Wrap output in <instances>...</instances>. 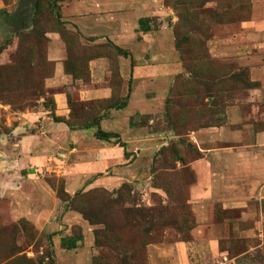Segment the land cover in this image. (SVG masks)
Returning <instances> with one entry per match:
<instances>
[{
	"label": "rangeland",
	"instance_id": "obj_1",
	"mask_svg": "<svg viewBox=\"0 0 264 264\" xmlns=\"http://www.w3.org/2000/svg\"><path fill=\"white\" fill-rule=\"evenodd\" d=\"M251 1L0 0V152L19 125L41 132V122L22 119L24 111L56 109L54 93L61 87L47 85L55 75L53 34L61 38L65 70L74 81L89 83L90 63L103 59L106 70L97 71L98 79L113 89L110 98L83 101L71 82L70 114L63 118L81 126L101 119L102 129L118 132L129 152L126 157L114 140L103 142L95 135L51 150L48 164L32 173L54 190L57 225L13 217L10 201L0 196V264H185L176 246L197 238L208 243L192 246L191 252L203 256H191L190 264H264V143L259 142L264 103L249 101L252 88L229 79L246 69L243 60L210 52L220 46L219 38L240 32V22L251 15ZM106 15L126 19L123 36L89 33L81 23ZM142 17L150 18L151 31L140 30ZM152 65L165 67L160 78H134L136 67ZM226 74L231 75L220 80ZM133 93L135 107H112L128 95L129 105ZM142 98L152 104L131 115ZM232 106L236 120L230 124ZM211 126L231 132L222 141L202 144L196 133ZM205 146L220 149L208 155ZM94 152L98 157L105 152L112 165L100 176L74 181L73 166ZM232 152L249 160L250 168L230 173L221 162L226 183L219 184L209 204L197 205L193 163L225 160ZM58 189L68 198L63 200ZM64 236H80L78 247L63 248ZM155 246L168 255L154 252Z\"/></svg>",
	"mask_w": 264,
	"mask_h": 264
},
{
	"label": "crops",
	"instance_id": "obj_2",
	"mask_svg": "<svg viewBox=\"0 0 264 264\" xmlns=\"http://www.w3.org/2000/svg\"><path fill=\"white\" fill-rule=\"evenodd\" d=\"M101 18V20L87 18V24L86 19H83L81 23L84 24V29L88 30L89 33L94 32L96 34L103 32L109 35L123 36V33L126 32L127 24L123 16L106 15ZM240 28V32L235 33L232 37L219 38L218 42L221 43L220 46L215 49L211 48L210 52L213 56L235 57L243 60V66L249 71V78L251 81L258 83V87L249 90V101L264 103V0L251 1V15L240 22ZM53 39L54 42L50 50V57L56 62L55 75L47 81V85L50 87H61V90L54 93L56 115L69 117L70 108L68 105V97L71 92V82L77 86L75 90L78 92L79 98L83 101H90L95 98H110L113 92L112 87L102 84L100 82L101 78L98 79L100 74L98 75L97 73V71L102 72L106 70L104 60H95L90 63L92 75L89 83H85L82 78L74 81L73 76L65 70V58H63L61 53L63 44L61 38L57 34H53ZM153 66L155 65L136 67L133 73L134 78H160L161 71L165 67L158 66L157 68L155 66L156 72H154L155 67ZM134 93L127 107L133 103L135 107L136 98L134 97ZM139 101V108L136 110L133 108L134 111L131 115L136 112L144 113V108L152 104V101L147 98L139 99ZM228 111L231 113L228 114L229 122L233 124L236 120L234 117V106L230 107ZM23 116L22 119L24 121L27 118L33 124L36 121L41 122L42 127L39 129L41 132L36 134L29 133L25 131L23 126L19 125L14 130L16 136L13 139L10 138L7 140L5 138L7 140V146L1 149L0 152V176H2L0 181V196L10 201L13 206L11 214L13 217L17 219L25 218L37 225L43 222V227L48 225V221H51L50 223L52 225H57L53 218L56 216V212L59 211V202H57L54 190L45 181L36 179L32 170L33 168L38 170V166L48 164V159L52 157L51 150L68 149V145L90 141L91 136L95 132L90 129L72 130L65 122H56L50 115V111L45 109V107L33 111H24ZM230 129V127L226 126H211L200 129L196 134L200 136L201 141L205 142L202 144L208 145L222 141L225 135L231 132ZM259 135V142L264 143V131L260 132ZM72 148L76 150L75 146ZM234 148V146H228L226 149L232 150ZM219 149L220 147L208 148L205 146L203 150H208L206 154L209 155V153H218ZM63 153L61 155L65 156L66 152ZM234 153L232 152L230 158L225 160H210L205 158L193 163L198 173V183L192 187V200L197 201V205L204 206L200 201L209 204L215 198L217 191L220 190L219 184L226 183V176L218 169L219 167L224 165L227 172L230 173L235 172L237 168H250L249 160L237 158L234 156ZM106 155L105 152H102L98 157V154L94 152L90 156L82 159L80 163L74 165L71 170L74 173V181L81 182L83 178H88L92 175L94 176L91 178H94L97 176V173L103 174V170L107 169L113 163L112 159ZM221 162H225V164L221 165ZM4 169H7V171H2ZM85 175L87 176L85 177ZM2 178H5V181H2ZM28 189H33L35 193L33 195L28 194ZM40 193L44 196H40ZM37 195L40 197L36 198ZM37 201L41 202V204L37 203ZM54 206L56 207L54 208ZM197 239L189 244L181 243L176 246L175 253L185 264H190L191 256L197 257V254L203 256L202 251L191 252L193 245L201 247V244L205 245V243H208L207 240ZM156 250L162 256H165V253L168 255V252L162 250L160 246L156 247L154 252Z\"/></svg>",
	"mask_w": 264,
	"mask_h": 264
},
{
	"label": "trees",
	"instance_id": "obj_3",
	"mask_svg": "<svg viewBox=\"0 0 264 264\" xmlns=\"http://www.w3.org/2000/svg\"><path fill=\"white\" fill-rule=\"evenodd\" d=\"M245 19V18H244ZM140 22V30L143 31L144 33L149 32L152 30L151 25H150V18L149 17H142L139 19ZM117 49L119 50L120 54L124 55V56H129L130 52L129 50L117 47ZM231 74H226L224 76L223 79L220 80H225L228 79V76ZM232 81L235 82V85H242V86H247L248 88H253V87H257L258 83L251 81V79L249 78V71L248 69H242L241 70V74H233L231 75ZM247 79V80H246ZM218 92H221L220 90H218ZM128 101H129V95L128 98H126L125 100H123L120 103H117L115 105H113L112 107L116 108V109H123L126 108L128 106ZM69 102H71V100H69ZM50 111V115L52 116V118L54 119V121L56 122H65L72 130H77V129H90L93 127H96V131L94 133L95 137L101 141H105V142H111L112 140H114L115 144H119L121 147L124 148V153L125 156L127 157L129 155V152L127 151V143L124 142L120 136V134L118 132H113V131H106L104 129H102L101 127V119H93L90 123H87L85 125H79L77 123H73L70 120L63 118L61 116H57L55 111ZM130 124L133 126L134 125V120L131 118L130 119ZM102 174H99V176ZM58 194L59 196L65 200L64 198H68V194L67 192H65L64 190H60L58 189ZM68 208V206H67ZM79 240H81L80 236H64L61 238V246L65 249H75L78 247V242Z\"/></svg>",
	"mask_w": 264,
	"mask_h": 264
},
{
	"label": "built area",
	"instance_id": "obj_4",
	"mask_svg": "<svg viewBox=\"0 0 264 264\" xmlns=\"http://www.w3.org/2000/svg\"><path fill=\"white\" fill-rule=\"evenodd\" d=\"M15 113V115H16V117L18 116V113L17 112H14Z\"/></svg>",
	"mask_w": 264,
	"mask_h": 264
}]
</instances>
